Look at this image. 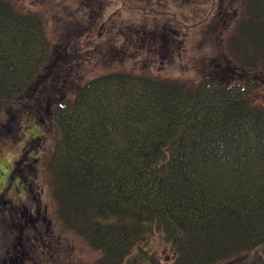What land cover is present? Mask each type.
<instances>
[{
	"label": "trees",
	"instance_id": "1",
	"mask_svg": "<svg viewBox=\"0 0 264 264\" xmlns=\"http://www.w3.org/2000/svg\"><path fill=\"white\" fill-rule=\"evenodd\" d=\"M228 2L240 9L228 38L237 68L264 75V0ZM50 37L40 13L0 0V114L44 84L65 94L79 77L78 59L57 62ZM260 86L127 70L88 79L53 110L58 218L102 264H264ZM155 236L165 262L142 246Z\"/></svg>",
	"mask_w": 264,
	"mask_h": 264
},
{
	"label": "rangeland",
	"instance_id": "2",
	"mask_svg": "<svg viewBox=\"0 0 264 264\" xmlns=\"http://www.w3.org/2000/svg\"><path fill=\"white\" fill-rule=\"evenodd\" d=\"M16 4L41 14L51 42L58 47V61L72 57L79 77L61 90L72 98L76 88L90 78L113 71H135L164 78H176L190 83L211 79L222 83H243V79L260 82L264 92V75L260 69L241 70L240 57L228 44L240 16L239 7L229 6L228 0H15ZM92 41V42H90ZM67 46L68 48H64ZM76 48L75 54L70 48ZM96 48H91V47ZM72 53H71V52ZM81 61V62H80ZM249 72V75L246 73ZM45 78L40 82L42 85ZM48 90L49 84L42 87ZM41 89V88H40ZM252 95V94H251ZM260 102L264 96H258ZM30 102V101H29ZM27 107L32 108V105ZM0 139V197L9 198L3 182L7 165L17 151L19 132L29 123L24 109L15 107ZM9 107L0 114L9 118ZM19 120H17L18 115ZM56 128L47 132L52 147ZM28 134L26 133V136ZM45 201L54 219L55 235L60 246L54 257L40 264H102L101 253L90 247L84 237L65 226L56 213L52 194V175L46 167ZM11 197V196H10ZM2 208V205H0ZM1 211V209H0ZM2 223L0 222V234ZM0 238V256L6 249ZM149 253L157 251L161 262L171 254L160 237H149L142 244ZM135 251L133 254H136ZM133 256V255H132ZM33 257V255H31ZM45 260V261H44ZM20 262H22L20 260ZM224 262L223 264H227ZM25 264V263H22ZM126 264V263H122ZM137 264H142L138 259ZM219 264V263H218Z\"/></svg>",
	"mask_w": 264,
	"mask_h": 264
},
{
	"label": "flooded vegetation",
	"instance_id": "3",
	"mask_svg": "<svg viewBox=\"0 0 264 264\" xmlns=\"http://www.w3.org/2000/svg\"><path fill=\"white\" fill-rule=\"evenodd\" d=\"M64 97L65 94L58 95L49 89L35 88L30 97L9 107V118L0 119V139L5 134L7 124L14 119L11 113L15 107L26 108L24 113L28 116L25 123H29L18 127H24L25 132L17 133V151L7 165L8 173L3 182L9 198L0 197V238H5L6 246L1 257L3 264H40L43 262L41 256L44 259L46 253L47 260V253L54 257L60 248L57 245L59 237L56 244H52L55 225L44 198V184L53 148L47 141V132L54 129L53 110ZM28 105H32V108ZM17 115L16 121L21 116ZM38 254L40 257L36 261Z\"/></svg>",
	"mask_w": 264,
	"mask_h": 264
}]
</instances>
